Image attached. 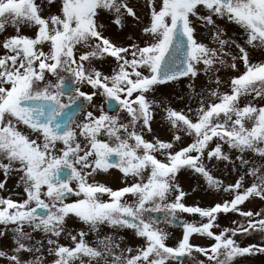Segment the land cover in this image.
Returning <instances> with one entry per match:
<instances>
[{
  "label": "snow or ice",
  "instance_id": "obj_1",
  "mask_svg": "<svg viewBox=\"0 0 264 264\" xmlns=\"http://www.w3.org/2000/svg\"><path fill=\"white\" fill-rule=\"evenodd\" d=\"M264 255V0H0V264Z\"/></svg>",
  "mask_w": 264,
  "mask_h": 264
},
{
  "label": "rangeland",
  "instance_id": "obj_2",
  "mask_svg": "<svg viewBox=\"0 0 264 264\" xmlns=\"http://www.w3.org/2000/svg\"><path fill=\"white\" fill-rule=\"evenodd\" d=\"M248 264H264V255L250 257L248 260Z\"/></svg>",
  "mask_w": 264,
  "mask_h": 264
}]
</instances>
